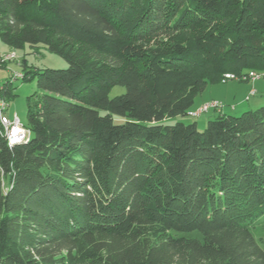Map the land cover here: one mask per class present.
I'll return each instance as SVG.
<instances>
[{
	"label": "trees",
	"instance_id": "1",
	"mask_svg": "<svg viewBox=\"0 0 264 264\" xmlns=\"http://www.w3.org/2000/svg\"><path fill=\"white\" fill-rule=\"evenodd\" d=\"M0 37L68 63L0 124V264H264V105L179 118L264 76V0H0Z\"/></svg>",
	"mask_w": 264,
	"mask_h": 264
},
{
	"label": "rangeland",
	"instance_id": "2",
	"mask_svg": "<svg viewBox=\"0 0 264 264\" xmlns=\"http://www.w3.org/2000/svg\"><path fill=\"white\" fill-rule=\"evenodd\" d=\"M12 54L15 55V58L9 59L8 56ZM36 66L41 68H65L68 63L60 55L44 47H40L37 51L32 50L29 45H25L24 48H14L6 44L0 37V85L7 80H12L9 82L11 94L7 96L9 104L7 113L10 116L17 114L24 123L27 121L28 97L36 91H41L36 78L23 80L20 77L27 70ZM18 74L20 76L17 78ZM259 74L260 76L258 75V79H256L258 81L256 82H254L252 76H246L243 80L236 77V79L228 78V80L225 78L221 82L210 83L202 93L198 94L191 111H196L204 103H214L215 101L223 104L224 113L233 115H240L245 110L264 105V76L261 73ZM124 90L125 87L116 86L111 95L122 93ZM256 90L258 93L255 94ZM217 114L218 111L211 108L198 117L186 115L179 118L186 123L196 121L199 129H204L208 120L214 118ZM253 234L257 239H264V225H257L253 229Z\"/></svg>",
	"mask_w": 264,
	"mask_h": 264
},
{
	"label": "built area",
	"instance_id": "3",
	"mask_svg": "<svg viewBox=\"0 0 264 264\" xmlns=\"http://www.w3.org/2000/svg\"><path fill=\"white\" fill-rule=\"evenodd\" d=\"M8 58H15V55H9ZM258 75L260 74L256 71H250L247 76H252L254 80L258 79ZM20 76V74L17 75V78ZM22 76V75H21ZM234 74L228 73L226 74V78H234ZM254 93V91H252ZM9 107L7 99L2 95V86L0 85V124L3 127V130L7 136V140L10 145H13L19 141L26 140L29 136L30 130L26 126V123H24L20 117L15 114L13 116H10L7 113V109ZM222 103L220 102H210V103H204L202 106H200L196 111L193 112V115L198 114L197 116H200L204 112L209 111L211 108H218L221 109Z\"/></svg>",
	"mask_w": 264,
	"mask_h": 264
},
{
	"label": "crops",
	"instance_id": "4",
	"mask_svg": "<svg viewBox=\"0 0 264 264\" xmlns=\"http://www.w3.org/2000/svg\"><path fill=\"white\" fill-rule=\"evenodd\" d=\"M263 78V77H262ZM256 81H258V80H255L254 82H256ZM256 93H258V91L256 90Z\"/></svg>",
	"mask_w": 264,
	"mask_h": 264
}]
</instances>
